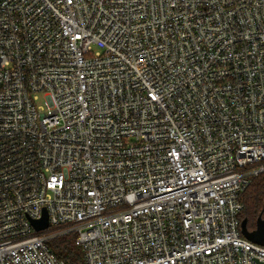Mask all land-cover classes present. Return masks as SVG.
<instances>
[{"label": "built area", "instance_id": "built-area-1", "mask_svg": "<svg viewBox=\"0 0 264 264\" xmlns=\"http://www.w3.org/2000/svg\"><path fill=\"white\" fill-rule=\"evenodd\" d=\"M262 171L264 0H0V264H264Z\"/></svg>", "mask_w": 264, "mask_h": 264}, {"label": "trees", "instance_id": "trees-1", "mask_svg": "<svg viewBox=\"0 0 264 264\" xmlns=\"http://www.w3.org/2000/svg\"><path fill=\"white\" fill-rule=\"evenodd\" d=\"M240 199L243 203L240 225L246 227V230L240 234L250 240L264 231V171L252 178L250 184L241 193ZM262 242L264 244V238ZM49 246L60 259L70 264H84L82 251L75 244L73 234L53 238L49 241Z\"/></svg>", "mask_w": 264, "mask_h": 264}, {"label": "water", "instance_id": "water-1", "mask_svg": "<svg viewBox=\"0 0 264 264\" xmlns=\"http://www.w3.org/2000/svg\"><path fill=\"white\" fill-rule=\"evenodd\" d=\"M33 225L35 227L36 230H40L43 228H46L48 226V219H47V215L44 213L43 217L40 220H35L32 221ZM245 222V220L243 221V223ZM264 227V226H263ZM264 229V228H263ZM264 238V231L261 232L259 235L254 236L252 239H250L252 242H255L257 244H261L264 245L262 242V239Z\"/></svg>", "mask_w": 264, "mask_h": 264}, {"label": "rangeland", "instance_id": "rangeland-1", "mask_svg": "<svg viewBox=\"0 0 264 264\" xmlns=\"http://www.w3.org/2000/svg\"><path fill=\"white\" fill-rule=\"evenodd\" d=\"M246 230V227H244V225H240L239 226V231L240 233L244 232ZM242 235V234H241Z\"/></svg>", "mask_w": 264, "mask_h": 264}]
</instances>
